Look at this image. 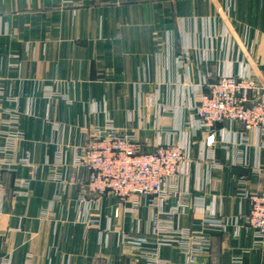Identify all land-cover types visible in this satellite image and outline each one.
I'll use <instances>...</instances> for the list:
<instances>
[{
	"label": "crops",
	"instance_id": "0c3cea01",
	"mask_svg": "<svg viewBox=\"0 0 264 264\" xmlns=\"http://www.w3.org/2000/svg\"><path fill=\"white\" fill-rule=\"evenodd\" d=\"M248 73L264 84V0H0V257L186 264L155 234L149 199L88 194L76 160L95 133L115 129L143 152L186 150L184 193L160 209L178 207L177 229L206 231L194 264H264L247 224L248 195L264 191V137L250 131L243 144L244 128L227 122L208 148L188 108L205 82ZM17 178L31 181L28 195L13 194ZM126 236L147 243L128 248Z\"/></svg>",
	"mask_w": 264,
	"mask_h": 264
},
{
	"label": "built area",
	"instance_id": "2783aa9c",
	"mask_svg": "<svg viewBox=\"0 0 264 264\" xmlns=\"http://www.w3.org/2000/svg\"><path fill=\"white\" fill-rule=\"evenodd\" d=\"M203 86L196 101H192L188 108L198 129L206 133L208 148H213L215 144L217 127L227 122L238 123L244 128L240 134L243 144L247 143V132L255 131L264 137V84L253 74L220 75ZM8 151L9 148L4 147L2 153L9 155ZM210 159L214 169L220 167L212 153ZM24 160V164H28V159ZM76 165L89 170L86 185L89 195L112 194L123 204L136 197L149 199L157 209L155 234L164 241L177 243V248L185 255L186 264H194L197 255L208 249L210 240L206 231L177 229L174 226L173 215L178 207L169 213L160 209V204L172 194L178 202L184 193L179 181L189 176L191 160L181 145L160 143L154 151L143 152L133 136L110 129L94 134L89 144L80 151ZM3 170L0 164V178ZM245 179V176L240 177L239 183H244ZM30 187L29 179L17 178L13 194L26 196ZM248 199L247 224L256 240L264 242V191L250 194ZM210 225L222 227L221 222L213 221ZM146 243L145 239L128 236L122 241L128 248H140ZM0 264H9V261L0 257Z\"/></svg>",
	"mask_w": 264,
	"mask_h": 264
}]
</instances>
